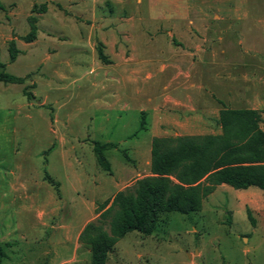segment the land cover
<instances>
[{
  "label": "rangeland",
  "instance_id": "obj_1",
  "mask_svg": "<svg viewBox=\"0 0 264 264\" xmlns=\"http://www.w3.org/2000/svg\"><path fill=\"white\" fill-rule=\"evenodd\" d=\"M200 44L242 57L231 83L247 88L252 70L240 64L247 46L264 47V0H0V70L23 78L0 81L2 264H89L79 234L98 204L147 176L132 146L148 137L133 87L179 98L160 84L209 77L190 63ZM93 140L109 144L110 173ZM106 264H264V193H217L199 211L163 213L151 235L118 239Z\"/></svg>",
  "mask_w": 264,
  "mask_h": 264
},
{
  "label": "trees",
  "instance_id": "obj_2",
  "mask_svg": "<svg viewBox=\"0 0 264 264\" xmlns=\"http://www.w3.org/2000/svg\"><path fill=\"white\" fill-rule=\"evenodd\" d=\"M34 37L31 24L23 39L31 41ZM8 51L13 61L17 56L13 40L9 41ZM97 52L100 60L109 62L100 48ZM0 81L21 83L23 78L0 70ZM219 121L222 131L218 135L152 137L150 174L137 179L133 187L117 191L111 200L99 203L98 218L87 222L79 234V240L89 250V264H106L118 239L128 232L151 235L163 213L199 211L203 200L218 184L236 189L254 186L264 191V131L260 127L263 122L260 111L223 106ZM144 124L142 115L139 127L145 128ZM108 145L92 141L98 165L110 173L111 165L105 154ZM123 155L128 158L125 152ZM246 212L253 223L250 209L246 208ZM5 256V247L0 244V264Z\"/></svg>",
  "mask_w": 264,
  "mask_h": 264
},
{
  "label": "crops",
  "instance_id": "obj_3",
  "mask_svg": "<svg viewBox=\"0 0 264 264\" xmlns=\"http://www.w3.org/2000/svg\"><path fill=\"white\" fill-rule=\"evenodd\" d=\"M137 1L140 2V0ZM205 37V35L201 36L202 39ZM201 44L196 47L197 52L194 53V59L190 63H194L197 70H209V77L201 74L200 77H186L182 78V81L172 79L160 84L165 90L176 87L171 91L175 93L177 90L179 96L182 94L180 99L170 96L167 103V99L164 97L163 100H160L155 95V91L148 93L145 91V94L140 96L139 90L132 86L135 98L141 103L146 113L144 131L147 132L148 137L143 140L136 139L132 144V146L136 144L137 147L136 159L138 163L136 167L140 168L142 165L146 172L145 175L150 174V147L151 139L154 136L218 135L222 131L219 111L223 106L259 110L264 121V47H246L244 54L248 55L249 61L241 63L240 67L248 66V69L252 70L243 75L246 82H251V85L245 86L247 88L244 89H237L238 93L236 94L234 85L231 83L234 80L231 72L235 64L233 60L239 61L243 58L236 57V53L231 54L233 50L230 47L226 49L212 48L208 53ZM237 54L240 53L237 52ZM160 66L165 68L166 65L161 64ZM215 70H223L225 73H215ZM117 81L120 84H122L121 82L124 85L129 84L120 79ZM140 98L142 99L140 100ZM237 102L245 103V105H237ZM173 107H176L177 111H174ZM260 127L264 131V122L260 123ZM139 148L144 149L143 157H140L138 153ZM217 193L230 197L234 194L250 195L264 193V191L254 186L236 189L221 183L216 185L206 198Z\"/></svg>",
  "mask_w": 264,
  "mask_h": 264
}]
</instances>
